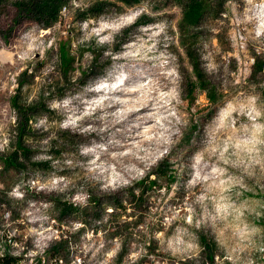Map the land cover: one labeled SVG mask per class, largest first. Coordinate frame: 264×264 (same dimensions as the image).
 <instances>
[{
  "label": "rangeland",
  "instance_id": "obj_1",
  "mask_svg": "<svg viewBox=\"0 0 264 264\" xmlns=\"http://www.w3.org/2000/svg\"><path fill=\"white\" fill-rule=\"evenodd\" d=\"M16 2L32 0H0V254L22 264H264V0H223L196 31L194 59L173 0H66L53 19ZM144 16L151 23L138 26ZM63 47L74 57L67 79ZM131 76L153 79L164 101L132 142L108 102ZM15 100L30 120L28 165L6 174ZM149 137L160 143L137 142ZM164 159L166 176L144 187ZM90 196L98 203L86 212Z\"/></svg>",
  "mask_w": 264,
  "mask_h": 264
},
{
  "label": "trees",
  "instance_id": "obj_2",
  "mask_svg": "<svg viewBox=\"0 0 264 264\" xmlns=\"http://www.w3.org/2000/svg\"><path fill=\"white\" fill-rule=\"evenodd\" d=\"M137 1L139 0H131V1L123 0L124 3H128L129 5L134 2L137 3ZM173 1L176 2L181 7L183 12V18L179 28V32H180L179 37L181 39V44L186 49V52L190 55V58L194 59L195 56L193 50L195 49L197 43L196 31L199 29L201 21L204 19L206 15L217 13L218 11L222 10L224 7V2L223 0H173ZM15 5L19 8L20 11H24V12L29 11L34 14H38L39 16H43L48 19H53L54 16L58 17L63 7L66 6V0H32V2L30 3L16 2ZM142 20L143 21L148 20V18L144 16ZM143 21L139 22L137 25L144 26L151 23L150 20L144 22ZM131 22H129L128 24H130ZM128 24H126L125 26H127ZM125 26L123 25L120 27H115L113 29L124 28ZM166 59L168 60V58ZM60 65L62 67L63 77L67 79V76L70 74V71L74 65V57H72L70 53L65 50V47L62 48ZM168 65L170 68L173 65V63L168 62ZM256 67L258 68L259 66L256 64ZM262 67L263 66H260V69ZM194 70H195L196 79L198 80L197 81L198 87L200 86L203 92L208 93V98H209L210 90L206 83V79L202 75L203 72L201 70L199 71V68L197 66H194ZM177 84L179 83L175 79V86ZM96 93H99L98 90L96 91ZM212 97L213 96L210 94V99H213ZM13 106L19 113V124H18L19 134H18L17 145L15 147V150L10 154L5 155L4 160L2 161V169L6 174L23 172L27 169V165H28V163L23 160L25 155H22V153L28 152V149L24 147L26 144L25 132L27 130V127L29 126L30 120H28L24 116L26 115L25 111L27 110L18 106L17 100L14 101ZM181 109H182L181 105L178 103V101H176L174 110H181ZM178 127H180L179 124ZM168 161L169 160L167 159L160 161L154 172L147 175L145 180H142L140 183H142L144 187H146V185H148V187L150 188L156 186L158 179L161 176H158V178H156L155 180H151V176H157L155 174L156 171H159V173H161L162 176H166L167 171L165 172L164 169H165V165L167 166ZM2 183L4 184V182ZM89 199H90L89 205L83 208V210L86 212H88V210L90 209L89 206H91L92 203L93 204L98 203V200L92 198V196H90ZM65 209H67L70 212H75V211L82 212L80 208H76L73 205H70V207H65ZM62 245H63L62 242L57 243L55 247H52L49 250V255L52 258L55 257L56 255H60V253L62 252L61 249ZM122 254L123 253L120 254V257H122ZM148 256L149 254H145L140 258V261H145L146 259H148ZM23 259L24 258L20 255L12 254L9 251V249H4L3 253L0 254V264H22ZM210 262L214 264V255L211 256Z\"/></svg>",
  "mask_w": 264,
  "mask_h": 264
},
{
  "label": "bare ground",
  "instance_id": "obj_3",
  "mask_svg": "<svg viewBox=\"0 0 264 264\" xmlns=\"http://www.w3.org/2000/svg\"><path fill=\"white\" fill-rule=\"evenodd\" d=\"M155 86L157 85L154 84L153 79L149 83L144 84V80H142V78L131 76L125 81V84L120 90L109 94L110 98L108 102L112 104L113 112H117L119 114L118 120H122L125 125L127 123L129 124V132L126 137L127 141L132 142L136 139L139 140V138H142V136L139 135L141 134V126L156 124V117L158 118V116L160 117L163 114L162 110L164 109V101L162 97H157V99L155 98L158 94ZM141 115L146 116L140 117ZM152 130L153 131L151 132L153 133L155 128ZM156 130H159V127L156 128ZM150 138L151 137H149V139ZM149 139H141V141L137 142H140L139 144L142 147L148 148L153 146L154 143H160V140H153L152 138V140ZM137 144L138 143H136V147H138ZM131 145L132 144L130 143L127 146Z\"/></svg>",
  "mask_w": 264,
  "mask_h": 264
}]
</instances>
